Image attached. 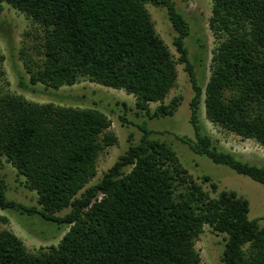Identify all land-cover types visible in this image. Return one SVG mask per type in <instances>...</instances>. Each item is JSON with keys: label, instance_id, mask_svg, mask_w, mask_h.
I'll use <instances>...</instances> for the list:
<instances>
[{"label": "trees", "instance_id": "16d2710c", "mask_svg": "<svg viewBox=\"0 0 264 264\" xmlns=\"http://www.w3.org/2000/svg\"><path fill=\"white\" fill-rule=\"evenodd\" d=\"M210 27L218 39L211 76L200 85L186 45L189 26L172 0H0L42 26L43 61L19 73L32 95H57L80 78L136 97L151 117L172 116L182 97L165 103L185 65L195 91L190 122L196 141L180 140L199 155L264 186V166L220 149L200 123L207 118L264 146V0H212ZM147 3L164 5L177 35L176 60L155 29ZM43 85L44 89L39 86ZM159 102L156 110L150 104ZM111 119L93 108L38 103L0 95V155L26 178L47 220L69 226L57 246L28 251L10 230H0V264H202L195 241L206 225L226 234L222 264H264V216L249 217V200L233 190L212 196L176 151L142 126L131 144L93 185L100 152L117 143ZM127 168H131L126 171ZM216 192L218 185L208 175ZM0 208L36 212L9 200L0 173ZM69 211L58 216L57 213Z\"/></svg>", "mask_w": 264, "mask_h": 264}, {"label": "rangeland", "instance_id": "374dc122", "mask_svg": "<svg viewBox=\"0 0 264 264\" xmlns=\"http://www.w3.org/2000/svg\"><path fill=\"white\" fill-rule=\"evenodd\" d=\"M177 10L184 16L189 26L186 45L200 85L204 88L211 76L213 49L218 45L214 31L210 27L212 0H172ZM157 33L170 48L174 58L179 54L173 44L177 31L169 18L167 7L147 3ZM44 31L42 26L28 18L7 3H0V95L13 94L38 103L53 102L56 105L85 108H97L111 119L109 132L114 133L118 141L105 147L97 161V176L87 185L98 182L103 174L116 162L131 144L140 142L144 133L142 126L151 130L150 138L166 142L176 151L182 164L193 177L203 184L212 196L221 190H233L249 200L251 219L264 216V186L259 182L236 173L231 168L215 164L207 156L196 154L181 137L196 141V133L190 122V102L195 91L183 63H178L176 86L170 91L165 103L174 97H182L181 104L172 116L151 117L136 107V97L123 89L103 86L82 77L73 86H63L59 90L50 88L47 95H32L19 86V73L29 80L28 67L36 69L43 61L42 44ZM44 89L43 85L39 86ZM159 102L150 104L151 111L156 110ZM200 123L203 131L212 137L222 150L231 152L244 161L264 166V146L254 139L243 138L219 125L212 123L206 116L204 103L200 104ZM131 168H127L129 171ZM0 173L5 181L6 195L9 200L35 207L36 212L29 213L14 209L0 208V230H10L24 242L28 251L38 254L57 246L69 226L45 219L38 204V195L25 187L26 178L0 155ZM208 175L218 185L215 192L210 182L202 177ZM69 209L57 213L65 215ZM264 227V219L260 220ZM226 234L212 230L208 225L195 241V248L202 264H222Z\"/></svg>", "mask_w": 264, "mask_h": 264}]
</instances>
